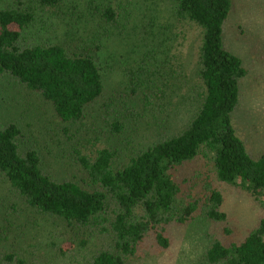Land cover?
I'll return each instance as SVG.
<instances>
[{
	"label": "trees",
	"instance_id": "obj_1",
	"mask_svg": "<svg viewBox=\"0 0 264 264\" xmlns=\"http://www.w3.org/2000/svg\"><path fill=\"white\" fill-rule=\"evenodd\" d=\"M37 1L40 13L51 11L56 18L63 14L66 2L86 8L88 13L83 12L81 24L86 20L88 24L90 16L98 12V38L92 50L64 44L59 37L33 43L24 32L36 23L38 11L20 5L0 8V84L9 76L26 98L37 95L38 105L53 109L55 133L59 137L64 132L68 137L59 140L60 151L51 152L48 164L40 145L31 142L42 140L39 134L32 130L27 135L18 122H6L0 113V181L3 179L25 206L26 223L21 221L24 214L18 205H10L15 210L13 220L25 236L29 225L34 227L32 218L36 216L60 218L70 229L80 231L75 230L69 245L52 241L55 249L48 255L42 254L30 237L24 244L8 247L0 235V264H128L135 256L143 257L148 249H168L172 228L194 221L198 213L212 221H227L224 195L218 187L208 188L200 198L183 193L178 169L198 158L213 163L220 182L237 187L264 207V152L254 155L234 124L248 67L225 44L232 0H171L177 20L201 29L197 81L193 85L185 58L170 44L175 39L168 31L171 26L158 28L157 18L149 19L142 8L133 11L130 7L123 14L119 12L122 4L104 0ZM79 37L83 39L81 32ZM106 41L116 48L125 46L128 52L112 54L108 59V65L118 59L115 67L127 79L126 97L115 101L122 105L114 108L112 119L105 123L107 129L95 124L86 126V137L81 133L69 135L74 126L90 119V109L105 90L104 74L113 71L103 65L98 54ZM173 95L196 101L197 109L186 117L181 115V107L175 106L165 125L158 117ZM23 102L20 105L27 110ZM131 102L134 114L143 115L142 122L148 128L166 127L167 131L120 162L118 140L129 129ZM6 109L12 111L10 106ZM96 142L99 147L84 151ZM68 162L78 166L75 178H59L48 170ZM9 210L0 206V225L11 224L12 217H5ZM101 232L110 238L92 251L91 237ZM205 264H264V215L242 240L214 239L206 251Z\"/></svg>",
	"mask_w": 264,
	"mask_h": 264
},
{
	"label": "rangeland",
	"instance_id": "obj_2",
	"mask_svg": "<svg viewBox=\"0 0 264 264\" xmlns=\"http://www.w3.org/2000/svg\"><path fill=\"white\" fill-rule=\"evenodd\" d=\"M232 1V13L224 33L225 44L231 51L240 55L244 64L248 67V76L241 84V103L235 112L234 124L239 136L246 141L249 150L254 155H258L264 152V0ZM104 2L122 4L119 12L123 14L125 9L133 10L135 7H140L149 19L152 17L157 18L155 22L158 28H163L162 25H170L172 30L168 31L173 37L175 35V39L170 44L176 47L178 49L177 53L185 58L188 67V79L192 85L196 83L201 29L196 24L177 20L173 16L174 4L171 0H104ZM37 3V0H0V8H11L20 5L23 8L34 7L35 11H38L36 23L24 32L25 38L33 43H45L51 40L49 38L54 40L59 37L64 44L69 43L72 47H78V49L92 50L94 40L98 38L96 29L100 28L101 23L98 12L90 16L88 24L87 20L81 24L79 22L83 12H88L84 7L77 8V5L72 1L66 2L62 9L63 14H60L59 18L53 17L51 11L41 12V14ZM133 20L135 19L132 18L130 22ZM80 32L83 34V39L79 37ZM109 42L106 41L103 48L98 52L105 67L108 65V59L112 54L117 56L128 53L125 46L119 45V48H116L112 44H108ZM174 51L176 52V49ZM134 56L136 57V55ZM122 60L124 61L125 58H122ZM117 63L118 59L108 65L111 66L113 71L108 70L106 75L104 74L105 90L100 99L90 109V119L74 126L69 135L81 133L86 137L88 135L85 132L86 126L95 124H97V127L102 126L104 130L107 129L105 123L112 119L114 108L122 105L120 101L119 105L115 101L126 97L123 91L127 79H125L122 71H118L115 67ZM15 84V81L9 76L2 80L0 84V113L4 121L18 122L27 135H30L33 131L39 134L38 136L42 140H31V142H37L40 145L41 150L45 153L44 157L48 158L47 162L49 164L51 152L60 151L59 140H67L68 137L64 132L59 137L55 133L54 127H56L57 121L56 119L53 120V109L47 104L38 105L37 102L40 99L35 94H31L26 98V94H23L21 88ZM12 90L14 93H11ZM22 101H24L23 104L26 105L27 110H23L24 106L21 107L20 102ZM128 101L124 102V106ZM166 104L165 111L161 112L158 117L162 119L165 125L166 117L173 111V107L179 105L182 110L181 115L186 117L192 115L197 109L196 101H190V99H184L178 95H173L171 101L166 102ZM8 106L12 108V111L6 109ZM134 107L132 102L128 106L127 119L130 121V126L127 134L120 137L121 140H118L121 148L118 156L120 162L128 159L131 153H136L141 148L158 140L161 134L167 131L166 127L162 129L153 127V134L152 130L142 122L143 115L141 117L134 114ZM172 124L175 125L176 120ZM24 144L28 145L27 140L23 143V146L26 147ZM99 146L100 143L96 142L95 146L88 145L84 151H93L94 147ZM68 163L54 167L59 169L62 167V170L54 168L48 170L52 169L59 178H75L79 175L78 166L74 163ZM177 176L180 185H182L183 193L187 197L200 198L205 195L209 190L208 188L218 187L224 195L223 209L228 215L227 221H212L202 213H198L194 221L172 228V242L168 249L162 251L148 249L149 251L147 250L148 252L146 251L147 253L145 252L143 257L135 256L128 261V264H205L206 251L214 239L222 238L225 242L242 240L264 215V207L249 197L247 193L237 187L220 182L214 173L213 163L207 159L198 158L181 166L178 169ZM20 201L15 191L2 179L0 181V206L10 208L9 211L5 212V217H12L11 214L15 211L11 209L10 205H18V211L24 214L21 221L26 223L28 221L27 211L25 212V206ZM32 219H34L32 220L34 227L31 224L29 225L27 236L24 235L26 233H23V229L16 225L13 217L10 225L7 223L0 225V235L5 238L8 247L20 243L24 244L25 239L30 237L31 242L36 243L41 248V253L47 252L48 255L50 250L55 249L53 246L51 247L52 241L58 242L59 245H69L67 242L71 239L70 237L75 235V230L80 231L78 228L70 229L60 218L36 216ZM0 220H3L2 216H0ZM109 238L110 236H106L105 233H96L91 237V250L102 247Z\"/></svg>",
	"mask_w": 264,
	"mask_h": 264
}]
</instances>
